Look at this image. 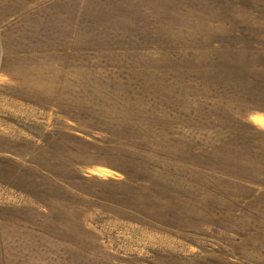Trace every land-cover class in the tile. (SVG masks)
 Segmentation results:
<instances>
[{"label": "rangeland", "instance_id": "1", "mask_svg": "<svg viewBox=\"0 0 264 264\" xmlns=\"http://www.w3.org/2000/svg\"><path fill=\"white\" fill-rule=\"evenodd\" d=\"M0 264H264V0H0Z\"/></svg>", "mask_w": 264, "mask_h": 264}]
</instances>
